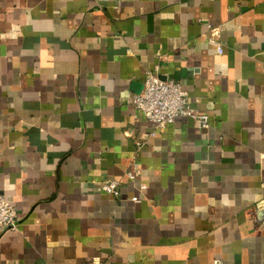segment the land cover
I'll use <instances>...</instances> for the list:
<instances>
[{"label": "crops", "instance_id": "crops-1", "mask_svg": "<svg viewBox=\"0 0 264 264\" xmlns=\"http://www.w3.org/2000/svg\"><path fill=\"white\" fill-rule=\"evenodd\" d=\"M156 69L206 129L149 136ZM263 182L264 0H0V264H264Z\"/></svg>", "mask_w": 264, "mask_h": 264}, {"label": "built area", "instance_id": "built-area-1", "mask_svg": "<svg viewBox=\"0 0 264 264\" xmlns=\"http://www.w3.org/2000/svg\"><path fill=\"white\" fill-rule=\"evenodd\" d=\"M208 27V42L215 46L218 53H222L224 47L218 40L219 28L210 25ZM133 104L153 124L154 130L150 132L149 136L155 135V129L164 128L178 117L193 118L198 127L202 129L209 126L208 115L199 112L188 104L185 84L179 80L162 77L157 69L146 73L142 90L134 95ZM134 167H136V163H134ZM127 176L134 179L135 172L130 171ZM262 186L264 187V182ZM100 189L105 194L117 195L119 182L114 179H106L101 182ZM132 200H137V197H132ZM17 227L16 210L0 191V233L15 230Z\"/></svg>", "mask_w": 264, "mask_h": 264}]
</instances>
